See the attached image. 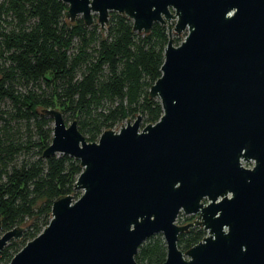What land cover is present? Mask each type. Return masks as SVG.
<instances>
[{"label": "water", "instance_id": "1", "mask_svg": "<svg viewBox=\"0 0 264 264\" xmlns=\"http://www.w3.org/2000/svg\"><path fill=\"white\" fill-rule=\"evenodd\" d=\"M58 1L70 23L79 16L91 26L95 15L100 33L109 13L138 34L154 23L166 29L147 97L162 114L142 128L140 116L126 119L89 143L75 121L40 110L52 123L41 157L77 160L81 194L54 200L48 224L8 264H136L137 248L156 234L161 264H264V0ZM180 212L198 216L177 226ZM192 227L208 236L182 253L178 235ZM22 231L1 233L0 252Z\"/></svg>", "mask_w": 264, "mask_h": 264}, {"label": "trees", "instance_id": "2", "mask_svg": "<svg viewBox=\"0 0 264 264\" xmlns=\"http://www.w3.org/2000/svg\"><path fill=\"white\" fill-rule=\"evenodd\" d=\"M66 9L58 0H0V227L6 232L29 221L23 246L48 224L52 202L73 192L81 172L67 156L41 157L52 123L40 110L55 109L64 123L75 121L89 143L126 119L140 116L145 126L162 114L159 102L147 97L160 76L166 29L154 23L138 34L130 20L111 13L100 33L81 18L70 23ZM202 234H179L177 248L186 251ZM17 251L15 243L3 248L0 264ZM164 259V243L153 236L134 255L136 264Z\"/></svg>", "mask_w": 264, "mask_h": 264}, {"label": "rangeland", "instance_id": "3", "mask_svg": "<svg viewBox=\"0 0 264 264\" xmlns=\"http://www.w3.org/2000/svg\"><path fill=\"white\" fill-rule=\"evenodd\" d=\"M111 13H109L108 14V17H109V15H110ZM78 18H80L79 16L76 18V19H78ZM92 18H93V21H92V25L94 24V25H96L97 27H99V25L96 23V17H95V15H92ZM107 20H108V18H107ZM173 24V22H171V25ZM104 29H105V27L102 29V31H104ZM186 36V31H184V32H182L179 36H176V35H174V34H172V36H171V41H172V43H173V45H175L174 44V41H175V39L177 40L178 39V44L184 39V37ZM128 120H130V121H133V119H131V118H129ZM66 121V125H68L70 122L69 121H67V120H65ZM125 122L126 121H123V122H121L115 129H112V130H114V131H117L119 128H120V125L121 126H123V125H125ZM140 128H142L143 127V123H142V121H141V123H140V126H139ZM14 130H18L17 131V133L18 134H16V135H24V131L23 130H19V129H16L15 127H14V129H13V131ZM16 132V131H15ZM23 158V156L22 155H19L18 157H16L15 158V162H13V163H11V164H18L19 163V161L21 160ZM246 165V167H249V166H253L252 165V163H245ZM80 194H81V191H78V190H73V192L70 194V196H71V198H72V200L74 201V200H76L79 196H80ZM194 220L192 219V218H188V219H186L185 221H184V219H181L180 220V217H178L177 218V221L175 222L178 226H182V225H185V224H189V223H192ZM27 224H29V221H27L26 223H24L23 225H21L20 227L22 228V229H24L26 226H27ZM200 229H202V228H200ZM4 231H0V234L1 233H3ZM202 232H203V236H206V232L202 229ZM154 238H156V239H159V240H161L162 242H163V240H162V237H161V234H156V235H154L153 236ZM10 243H15L16 244V249H21V247H23V245H22V239L20 238L19 240H16V241H13V240H11V241H9L7 244H6V246H8ZM5 246V247H6ZM4 247V248H5ZM181 251V250H180ZM12 253H13V251H11ZM182 253H184L185 251H181ZM11 253V254H12Z\"/></svg>", "mask_w": 264, "mask_h": 264}, {"label": "built area", "instance_id": "4", "mask_svg": "<svg viewBox=\"0 0 264 264\" xmlns=\"http://www.w3.org/2000/svg\"><path fill=\"white\" fill-rule=\"evenodd\" d=\"M173 23H174V21H172ZM245 163H252V165H254V163H253V161H244V160H240V164H241V166L243 167V168H246V169H252L253 168V166H249V167H246L245 165ZM229 196V195H228ZM209 203V201L207 200V199H204L203 201H202V205L205 207V206H207V204ZM198 216V214H195V215H185V214H183L182 212H180V213H178V215H177V217H176V219H175V222L177 221V218L178 217H180V220L181 219H184V221L186 220V219H188V218H192L193 220H195L196 219V217ZM174 222V223H175ZM175 225H177L176 223H175ZM178 226V225H177ZM207 233V232H206ZM208 236V233L206 234V236H204L203 237V239L205 238V237H207ZM202 239V240H203ZM202 240H200V241H202Z\"/></svg>", "mask_w": 264, "mask_h": 264}, {"label": "flooded vegetation", "instance_id": "5", "mask_svg": "<svg viewBox=\"0 0 264 264\" xmlns=\"http://www.w3.org/2000/svg\"><path fill=\"white\" fill-rule=\"evenodd\" d=\"M189 230H202V229H200V227H192V228H190ZM188 230V231H189Z\"/></svg>", "mask_w": 264, "mask_h": 264}]
</instances>
